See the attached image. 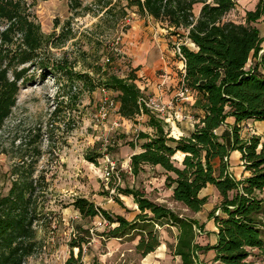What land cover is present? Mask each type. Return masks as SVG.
Segmentation results:
<instances>
[{"label": "trees", "instance_id": "obj_1", "mask_svg": "<svg viewBox=\"0 0 264 264\" xmlns=\"http://www.w3.org/2000/svg\"><path fill=\"white\" fill-rule=\"evenodd\" d=\"M126 1L99 0L98 5L104 10L102 20L107 22L108 28L124 19L129 8L136 7L137 13L163 21L171 35L186 36L195 43V48L182 45L184 82L200 95L203 109L196 117L194 129L179 138L169 135L164 121L151 114L140 101L146 93L137 84L135 68L126 76L105 70L98 83L87 72L80 73L79 77L90 90L101 85L117 92L118 111L124 118L134 119L143 112L150 114L149 122L155 132L140 131L137 135L141 151L133 153L129 163L135 175L144 170L145 165L164 168L165 184L171 189L172 198L193 213L202 210L208 202L201 191L210 183L217 187L222 200L211 211L218 229L217 240L203 245L199 237L206 229L197 217L177 212L135 186L118 188L119 193L132 195L138 204L140 211L134 219L128 220L120 214L114 216L85 197H78L76 206L83 215H102L110 223H117L108 231L110 238L139 235L135 248L143 256L161 245L157 227L165 225L178 230L175 242H167V246L182 264H204L199 254L211 249L215 251L213 260L217 264H252L248 258L251 250L257 248L264 261V197L261 196L264 139L255 133L249 138L241 134L244 120L264 121V40L256 24L259 20L264 22V0L247 10L243 21L229 18L237 0ZM81 4V0H70V9L76 11ZM11 29L19 35L20 46L27 50L21 61L25 63L37 56L44 43L39 23L20 13L9 26ZM10 107L0 102V130L10 114ZM228 117L235 119L230 124V140L216 132L228 123ZM131 144L135 146L134 141ZM234 150L241 151L249 175L237 178L230 171L229 157ZM39 153L38 148L35 149L30 160L22 154L11 168L13 178L8 192L0 191V264H25L40 244L35 224L42 179L34 173ZM88 157L95 161L94 157ZM86 239V236L74 237L70 241L71 248L77 247L79 252L75 255L72 251L65 264H83L82 244ZM93 264L100 263L94 261Z\"/></svg>", "mask_w": 264, "mask_h": 264}, {"label": "rangeland", "instance_id": "obj_2", "mask_svg": "<svg viewBox=\"0 0 264 264\" xmlns=\"http://www.w3.org/2000/svg\"><path fill=\"white\" fill-rule=\"evenodd\" d=\"M81 1L75 11L70 9V0H0V102L11 105L0 130L1 192H8L13 178L10 171L20 156L24 154L30 160L35 149L40 151L34 172L42 179L35 224L40 244L25 264H65L72 251L75 255L79 252L77 247L71 248L70 241L84 236L87 239L82 244V263L105 261L111 239L108 231L117 223H110L102 215H83L75 203L78 197L91 200L114 216L123 214L131 219L140 210L133 196L119 193V187H138L154 200L163 198L177 212L208 220L222 200L209 186L201 193L208 202L195 214L172 198L171 189L165 184L164 168L146 165L137 176L130 170V153L135 150L131 142L139 130L134 131L133 121L125 123L119 117L114 90L101 85L90 90L79 76L87 72L98 83L105 70L127 75L131 65L121 51V38L129 25L125 18L136 7L129 8L124 19L108 28L102 20L104 10L98 5L99 0ZM20 13L34 18L44 34L38 55H31L32 60L25 63L21 56L27 50L20 46L15 30H9ZM245 15L243 9L234 8L229 18L243 21ZM256 24L264 40V22L259 20ZM171 39L172 58L182 60L174 47L184 39L175 34ZM241 130L247 138L254 133L264 137L263 122L242 123ZM107 158L117 164L109 179L104 177ZM262 217L264 223V213ZM157 228L162 243L175 242V227ZM211 232L206 229L200 235L203 245L212 244ZM133 237L136 242L140 238L132 234L123 239L129 249L133 248L127 252L136 263L143 255L135 248ZM167 253L169 260L164 264H182L169 247ZM200 254H204V264H215L213 249ZM248 259L252 264H264L258 248L251 250Z\"/></svg>", "mask_w": 264, "mask_h": 264}, {"label": "crops", "instance_id": "obj_3", "mask_svg": "<svg viewBox=\"0 0 264 264\" xmlns=\"http://www.w3.org/2000/svg\"><path fill=\"white\" fill-rule=\"evenodd\" d=\"M258 1L259 0H237L235 8L243 9L246 14L247 10L253 9ZM199 9V6L195 9L197 14L200 12ZM136 10L137 9L135 8L130 12L131 21L128 27L125 28V31L122 32L121 43L123 44V49L121 51L127 56V59L130 60L131 68H135V73L138 75L137 84L140 89L148 95H153L158 98L160 97V99L169 107V114L165 116L160 114L157 115L153 112L150 113L155 115L156 118H160L164 121V126L170 136L179 138L181 135H188L195 127L196 117L203 113L201 97L198 93H194L190 98L186 99L178 94L185 72V61L172 58L173 54L169 42L172 40L171 38L173 37V34H170V29L167 28V25L163 21L155 19L151 15L139 14ZM182 32L185 31L182 30ZM181 39H184V42L182 43L187 44L192 48L196 47L195 43L186 36L181 37ZM263 43L262 46L264 49ZM251 62L252 59L248 65H250ZM164 78L165 83H162ZM115 93L117 94V92ZM116 107L118 110V99L116 100ZM176 115L178 117H176ZM119 117L122 118L125 123L133 121L135 124L134 131H146L150 134L155 132L154 127L149 122V113L143 112L142 114L137 115L134 119H126L121 116L120 113ZM227 119L228 123L223 124L216 130V132L218 135H226V139L230 140V124H232L235 119H233V117H228ZM253 121H255V123H264V121L255 119L244 120L242 123L245 124ZM242 131L243 130H241V132ZM242 134L243 136L246 135L244 132H242ZM247 137L248 136H246V138ZM134 140L135 146L133 147H135V150L133 148V151L130 153L131 155L135 152L141 151V146L137 142V136ZM218 163L219 162L216 161V165H218ZM229 166L230 171L237 178L249 175V171H247L243 165L240 150H234L231 152ZM209 186L220 196L219 190L214 184H208L203 190L207 189ZM156 199L161 202L165 201L163 198L159 199L156 197ZM136 207L139 208L137 203ZM136 207L133 208V212L135 213L137 212V210H135ZM200 211L195 212V214L200 213ZM121 215L124 216L123 214ZM124 217L128 220H131L132 218L127 216ZM195 217H197L201 223L205 224L204 229L212 231L211 233L214 235L212 244H214L217 240L218 231L215 219L211 217L208 220L205 217H200V215H195ZM132 241L133 244L136 245L137 242L134 238ZM107 243L109 251L105 254V261L102 262V264H164L169 260V254L167 253L168 246L164 242L161 243L155 251L149 252L146 256L137 258L136 263H134V259L132 260L130 254L127 252V249L129 248L126 240L116 237L111 238ZM132 249L129 250L131 251ZM203 255L204 254H199L200 260ZM214 255L215 251L213 257ZM215 264H217L216 261Z\"/></svg>", "mask_w": 264, "mask_h": 264}, {"label": "built area", "instance_id": "obj_4", "mask_svg": "<svg viewBox=\"0 0 264 264\" xmlns=\"http://www.w3.org/2000/svg\"><path fill=\"white\" fill-rule=\"evenodd\" d=\"M131 21V17L130 16H127L125 18V22L126 23H130ZM182 45L183 43L182 42H177L176 46L174 47V51L178 54V56L185 61V58L183 57V53H182ZM110 59L109 58H106V61H109ZM162 83H165V78L163 79ZM179 95L183 98H190L194 93H196V91H194L193 89L187 87L185 85V82H184V76H183V80L181 81V86H180V89H179ZM143 105L148 108V110L150 112H153L157 115H168L169 114V107L160 99V97H156V96H153V95H148V94H145V96H143V98H141L140 100ZM176 117H178L176 115ZM106 166L104 168L105 170V173H104V177L106 179H109L113 176L114 172H115V169L117 167V164H116V160H112L111 158H107L106 160ZM101 222V221H100Z\"/></svg>", "mask_w": 264, "mask_h": 264}]
</instances>
